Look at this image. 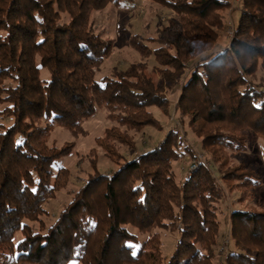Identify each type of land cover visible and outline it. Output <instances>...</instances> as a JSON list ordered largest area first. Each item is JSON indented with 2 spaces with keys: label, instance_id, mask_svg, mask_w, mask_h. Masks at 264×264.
I'll return each instance as SVG.
<instances>
[{
  "label": "trees",
  "instance_id": "trees-1",
  "mask_svg": "<svg viewBox=\"0 0 264 264\" xmlns=\"http://www.w3.org/2000/svg\"><path fill=\"white\" fill-rule=\"evenodd\" d=\"M121 1L0 0V262L214 264L220 203L234 190L245 200L261 183L246 162L228 168L223 157L246 150L248 130L264 138V76L253 79L264 72V0L234 7L231 0H151L176 15L159 27V36L135 33L129 42L154 57L161 86L134 63L96 79L114 41L95 31L91 13ZM231 7L239 12L234 35L218 50L219 30L226 27L220 11ZM180 81L174 109L183 131L171 128L109 174L98 169L93 151L95 172L51 226L34 231L26 221L39 220L70 176L56 166L73 145L49 146L52 130L88 135L84 122L105 107L117 124L96 143L110 159L122 160L119 145L137 151L136 134L164 129L151 108L170 117L164 84ZM186 127L198 147L187 140ZM187 156L194 160L179 178L174 163ZM229 221L234 246L223 252L225 264H264V210L234 209ZM158 228L177 234L168 256ZM18 231L24 237L16 243ZM143 233L148 237L140 242Z\"/></svg>",
  "mask_w": 264,
  "mask_h": 264
},
{
  "label": "rangeland",
  "instance_id": "rangeland-1",
  "mask_svg": "<svg viewBox=\"0 0 264 264\" xmlns=\"http://www.w3.org/2000/svg\"><path fill=\"white\" fill-rule=\"evenodd\" d=\"M232 6H237L240 0H231ZM233 7L225 10H221L220 13L223 16L226 27L222 31L219 30L221 35L220 42L217 45V49L222 47H229L231 37L234 35V22L237 23L239 18L238 9L234 10ZM91 19L94 22V29L103 38L112 39L114 41V48L112 54L107 58L101 66V69L96 73V79L101 81L103 77L112 76L115 66L119 68H127L129 64H142L143 69L147 75L151 76L155 83L161 86V74L156 69V62L153 56L145 57L140 52L136 51L134 47L130 45L129 39L132 34L140 33L146 37L159 36V27H164L167 24V18L176 15L171 9L164 7L162 4L153 2L151 0H134L132 2L128 0H122L120 4H109L103 10H96L91 13ZM233 30V31H231ZM233 32V34H231ZM154 45V44H151ZM190 70H186L183 74L182 80L186 81L189 78ZM49 71L44 68L41 71L43 79L49 78ZM264 76V72L260 69L257 75L253 78L258 83L261 77ZM179 83L164 84V92L171 100V116L163 115L158 108H151L155 115L161 120L164 125V129L159 131L158 129L148 127L143 132L136 134L135 142L137 143V151L130 150L125 146H120V152L122 153V160L115 158L110 159L105 154V150L102 146L96 143V139L105 134V130L117 122L112 120L109 116V111L102 107L97 110L96 114L84 122V127L88 131V135L74 136L72 132L62 126H56L48 139L49 146L61 147L66 144H72V153L59 160L56 169L60 166L67 167L70 170L69 181L66 186L59 189L56 195L44 204L45 213L42 214L39 220H27L26 222L33 228L34 231H40L46 227L51 226L59 216L60 212L71 202L74 194L84 185L85 180L91 173H94V168L91 164L93 158V151L98 152L97 159H95L98 169L103 173H112L118 168L119 162L122 164L126 159L134 157L136 154L142 151L150 150L161 141L166 133L171 128H177L180 131L184 129L183 125L178 119L179 114L176 113L174 106L178 100L181 84ZM5 105L0 104V110ZM0 121L3 120L0 118ZM11 121H9L10 123ZM188 139L191 143L198 147L199 138L196 137L189 129ZM246 138V150L235 153L227 152L224 154L226 158V164L228 168L234 167L241 162L253 168L257 176L260 177L261 183L255 188L252 194L248 193V198L240 200V192L237 190L228 192L227 198L220 203V236L218 243L215 246L216 256L213 259L214 264H225L223 256L224 251L233 248L234 240L230 233V221L229 215L234 209L241 210H264V138L263 136L256 134L253 130L247 131ZM198 156L202 161L210 166L212 162L206 159L205 153L199 152ZM227 156V157H226ZM118 160V162H117ZM194 159L186 157L181 161L174 163L176 172L179 178H183L189 163ZM212 168L215 165L212 164ZM133 233L137 232V229L131 228ZM156 232L160 234L161 244L160 248L164 256H168L174 249L177 234L168 228H158ZM140 242L144 241L147 237V233L139 234ZM24 235L21 231L16 233L14 241L17 243L23 239ZM0 264H11L6 259H3ZM18 264H33L29 262H22Z\"/></svg>",
  "mask_w": 264,
  "mask_h": 264
},
{
  "label": "built area",
  "instance_id": "built-area-1",
  "mask_svg": "<svg viewBox=\"0 0 264 264\" xmlns=\"http://www.w3.org/2000/svg\"><path fill=\"white\" fill-rule=\"evenodd\" d=\"M231 31H233V30H231ZM231 34H233V32Z\"/></svg>",
  "mask_w": 264,
  "mask_h": 264
}]
</instances>
